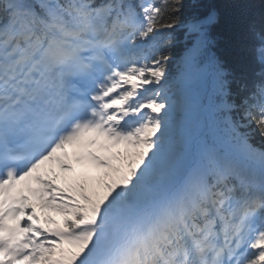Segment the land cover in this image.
Here are the masks:
<instances>
[{
  "label": "snow or ice",
  "instance_id": "6c2138e0",
  "mask_svg": "<svg viewBox=\"0 0 264 264\" xmlns=\"http://www.w3.org/2000/svg\"><path fill=\"white\" fill-rule=\"evenodd\" d=\"M0 264H264V0H0Z\"/></svg>",
  "mask_w": 264,
  "mask_h": 264
}]
</instances>
